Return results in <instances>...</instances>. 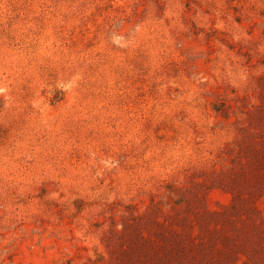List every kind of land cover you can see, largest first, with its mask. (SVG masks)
I'll return each mask as SVG.
<instances>
[{
  "label": "rangeland",
  "instance_id": "rangeland-1",
  "mask_svg": "<svg viewBox=\"0 0 264 264\" xmlns=\"http://www.w3.org/2000/svg\"><path fill=\"white\" fill-rule=\"evenodd\" d=\"M0 264H264V0H0Z\"/></svg>",
  "mask_w": 264,
  "mask_h": 264
}]
</instances>
